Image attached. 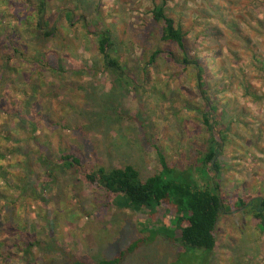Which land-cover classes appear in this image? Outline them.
<instances>
[{"label": "rangeland", "instance_id": "1", "mask_svg": "<svg viewBox=\"0 0 264 264\" xmlns=\"http://www.w3.org/2000/svg\"><path fill=\"white\" fill-rule=\"evenodd\" d=\"M48 1V11L69 7L74 17L55 18L56 35H35L32 45L31 24L15 20L25 18L29 3L13 0L10 16L4 4L0 8L5 18L0 22V152L5 154L0 164H10L0 168V192L8 194L0 208H14L10 218L5 209L0 217V251L12 254L0 255V264L75 259L97 264L150 236L141 223L157 228L174 215L163 209L152 219L148 211L110 203L105 191L85 182L62 155L79 157L88 171L131 164L143 179L163 168L161 155L177 170L201 172L212 131L203 121L195 68L182 62L176 43L162 40V24L153 18L162 0ZM167 11L183 26L187 50L204 65L217 103L220 168L211 167L207 181L219 185L225 207L213 253L184 248L159 234L122 264H264V227L254 209L242 206L243 200L264 198V0H168ZM14 25L23 37L12 36ZM107 29L114 41L111 54L127 80L104 65L98 33ZM11 38L19 49L25 39L24 56L14 51ZM158 49L162 52L150 64ZM40 51L38 63L34 55ZM245 76L258 102L244 95ZM16 109L29 111L28 122H39V128L20 127ZM7 131L12 142L4 138ZM45 159L54 164V180ZM26 168L33 169L32 178ZM29 181L35 195L20 188ZM30 239L41 246L29 249Z\"/></svg>", "mask_w": 264, "mask_h": 264}, {"label": "trees", "instance_id": "2", "mask_svg": "<svg viewBox=\"0 0 264 264\" xmlns=\"http://www.w3.org/2000/svg\"><path fill=\"white\" fill-rule=\"evenodd\" d=\"M25 3H29L28 13L25 18H15V20L16 23L23 22L24 24L26 22L24 25L27 23L31 24L30 29L32 36L29 38L28 45H32L35 35L40 36L43 39L56 35L58 27L55 18L64 17L69 18V20L72 21L74 17V11H72L69 7L61 9V12L48 11V0H36L35 2H32V0H25ZM3 4L5 5L4 11L10 16L9 7H14L13 0H0V8ZM167 6L168 0H162L160 4L156 5L152 12L153 18L162 24V40L176 43L182 53V62L192 68H195L196 70L197 86L199 88V93L204 100V111L202 112L203 121L206 123L208 130L212 131L207 145V150L202 153L201 157V162L203 163L204 168L201 172L197 169L196 171L194 170V172L191 169L177 170L176 168L169 166L164 157L161 155L163 168L159 172L143 179L140 171L131 164H127L123 167L112 168L98 166L88 171L84 168L79 157L72 154H63L62 159L64 160V163L75 168L77 172L81 174L85 182L89 183L93 187L104 190L110 200V203H113L121 208L130 209L136 213L148 211V214L152 219H155L159 210L163 209L174 215V218H171L165 222V224H161L157 228H150L145 223H141V225L144 226V229L150 232V236L138 238L126 249L122 250L118 255L112 258H99L97 264H122L126 255L135 251L143 243L156 238L159 234L165 235L172 242L177 243L184 248H197L205 250L209 253L214 252L217 244V223L220 215L223 213L225 205L219 192V185L215 182L212 184L210 181H207L210 179L209 174L212 172L211 167L215 171H219L220 168V162L218 161V149L221 147L222 137H219L218 134L222 136V133L216 132V124H214V122H218V120L215 119L217 103L214 95L211 94L207 85L205 77L206 69L204 68V65L197 57L192 56L188 52L185 41L186 32L183 29V26L168 13ZM80 18H83L84 23L86 24V17L82 15ZM4 19L5 18L0 17V22L2 23ZM234 23L237 24L236 19ZM9 26L10 23L6 24V27ZM13 27L12 36L23 37V34L18 31L20 29H17L18 25H14ZM50 28L52 31H49ZM262 28L264 31V26ZM26 34L27 33L25 31V35ZM98 35L99 51L104 57L105 67L107 69H111L115 76L122 79V81L125 77L127 80L128 77L126 76V71L122 63L117 57L111 54V48L114 45L111 30H103L102 32H99ZM11 39L10 44L13 46L14 51L19 52L20 56H24V51L21 49L23 46L25 47V39L24 43L22 42L20 44L21 49L14 45L16 43L14 38ZM161 52L162 51L160 49L153 52L149 63H153L157 55ZM41 54L42 52L40 51L37 55H34V61L40 63L43 59V57H40ZM169 54L170 56L173 55L171 52ZM21 60L22 62H20V64H23L24 59ZM243 83L245 86L244 95L253 99L254 102H258V99L255 98L257 96L256 93L248 87L247 76H245ZM134 85L136 86L135 83ZM15 111L16 113L14 114L20 119V122H18L20 127L28 128L29 124V127H32L31 130L33 131L39 128V122H28V117L30 116L28 113L29 111L25 114L20 113L18 109ZM10 130L12 129L10 128ZM11 135L12 132L7 131L4 138L9 140V142H12L13 137H11ZM17 142L23 143L24 141L19 140ZM8 150L12 153L15 148H9ZM0 155L2 157L5 156V154L1 152ZM25 156L23 157L25 158ZM45 161L48 166L46 171L49 176H51L52 180H54L55 175L51 172L54 164L51 167L52 161H49V159H45ZM7 166L9 167L10 164ZM7 166L0 164L1 170H7ZM26 170L28 176H31L32 178L33 169L26 168ZM203 175L206 176V180H204ZM6 179L9 180L7 177ZM200 181H203V183L201 184ZM9 185L12 187L16 186V184L11 185L10 183ZM20 188L22 192L29 188L34 195L37 193L35 183L32 181L27 182ZM1 199H8V194L3 196L0 192V200ZM243 201L242 206H249L254 209L256 218L260 219V225L264 227V198H256L246 203ZM5 206L3 205L0 208V217L2 215V211L5 209L3 212H5L8 215L7 217L10 218L14 213V208L10 207L9 204L8 206ZM144 229L142 228L143 231ZM23 231L24 229L17 233L20 238L23 236ZM28 245H30L28 247L31 249L33 246H41V242L30 239L28 240ZM15 247L19 249L21 247L20 242L17 241ZM0 255H3L5 259L12 256L10 253L1 251ZM67 263L91 264L88 261L80 259H75L74 261Z\"/></svg>", "mask_w": 264, "mask_h": 264}]
</instances>
